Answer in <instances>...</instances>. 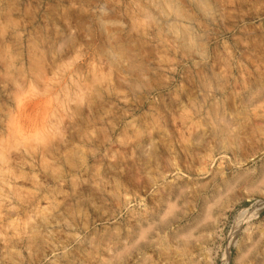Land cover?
I'll use <instances>...</instances> for the list:
<instances>
[{
    "label": "rangeland",
    "instance_id": "1",
    "mask_svg": "<svg viewBox=\"0 0 264 264\" xmlns=\"http://www.w3.org/2000/svg\"><path fill=\"white\" fill-rule=\"evenodd\" d=\"M0 264H264V0H0Z\"/></svg>",
    "mask_w": 264,
    "mask_h": 264
},
{
    "label": "bare ground",
    "instance_id": "2",
    "mask_svg": "<svg viewBox=\"0 0 264 264\" xmlns=\"http://www.w3.org/2000/svg\"><path fill=\"white\" fill-rule=\"evenodd\" d=\"M241 216H236L235 220H234V228L237 226V224L239 223V220H240ZM242 220V219H241Z\"/></svg>",
    "mask_w": 264,
    "mask_h": 264
}]
</instances>
